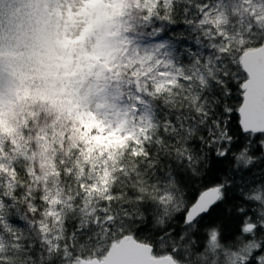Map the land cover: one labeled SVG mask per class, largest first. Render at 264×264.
<instances>
[{"label":"snow or ice","instance_id":"1","mask_svg":"<svg viewBox=\"0 0 264 264\" xmlns=\"http://www.w3.org/2000/svg\"><path fill=\"white\" fill-rule=\"evenodd\" d=\"M0 264H264V0H0Z\"/></svg>","mask_w":264,"mask_h":264},{"label":"trees","instance_id":"2","mask_svg":"<svg viewBox=\"0 0 264 264\" xmlns=\"http://www.w3.org/2000/svg\"><path fill=\"white\" fill-rule=\"evenodd\" d=\"M170 30L173 32L179 33L181 31H184V25L181 23V24L170 26Z\"/></svg>","mask_w":264,"mask_h":264}]
</instances>
